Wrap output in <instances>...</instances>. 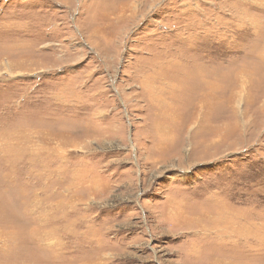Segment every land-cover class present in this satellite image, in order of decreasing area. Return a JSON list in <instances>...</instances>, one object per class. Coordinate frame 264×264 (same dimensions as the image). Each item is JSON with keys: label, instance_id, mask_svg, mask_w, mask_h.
<instances>
[{"label": "rangeland", "instance_id": "obj_1", "mask_svg": "<svg viewBox=\"0 0 264 264\" xmlns=\"http://www.w3.org/2000/svg\"><path fill=\"white\" fill-rule=\"evenodd\" d=\"M214 256L264 264V0H0V264Z\"/></svg>", "mask_w": 264, "mask_h": 264}, {"label": "bare ground", "instance_id": "obj_2", "mask_svg": "<svg viewBox=\"0 0 264 264\" xmlns=\"http://www.w3.org/2000/svg\"><path fill=\"white\" fill-rule=\"evenodd\" d=\"M241 256V255H240ZM220 257V256H219ZM214 258H215V256H214ZM214 258H212L210 261H211V263L210 264H221V263H219V262H225V261H223L222 259H219L218 257H216L215 259ZM221 258V257H220ZM225 258V257H224ZM226 259V258H225ZM233 260V259H232ZM238 262V261H237ZM227 264H229V263H227ZM236 264V263H235Z\"/></svg>", "mask_w": 264, "mask_h": 264}]
</instances>
